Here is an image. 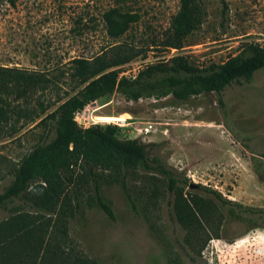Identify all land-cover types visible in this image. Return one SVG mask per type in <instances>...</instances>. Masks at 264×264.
I'll return each mask as SVG.
<instances>
[{"label": "rangeland", "instance_id": "rangeland-1", "mask_svg": "<svg viewBox=\"0 0 264 264\" xmlns=\"http://www.w3.org/2000/svg\"><path fill=\"white\" fill-rule=\"evenodd\" d=\"M225 1L224 19L222 0H206L208 16L202 28L187 36L183 49L160 51L152 45L170 27L180 0H0V66L47 72L57 82L52 96L56 92L67 96L75 92L68 82L71 60L119 43L151 47L145 58L123 66L128 76L178 53L207 65L237 55L245 42L264 45V0ZM112 10L130 18L118 38L110 34L105 17ZM123 115L131 116L127 121L133 123L118 125L120 138H134L139 128L153 124L141 140L151 144L152 154L168 167L190 179L188 184L204 185L259 211L235 219L201 186H186L187 195L215 205L213 214L223 219L218 237L209 232L212 238L202 259L208 264H264V68L251 81L227 86L221 96L206 92L186 101L171 95L134 101L115 92L88 105L77 120L82 126H107L116 125L115 118ZM37 122L12 136L0 133V192L10 183L21 157L38 142L43 129L28 130ZM98 181L115 218L96 205L93 178L86 173L78 176L68 189L80 199L69 220L76 248L101 264H166L162 252L171 249V241H177L175 247L180 249L185 234L175 218V197L167 181L139 168L127 176L105 173ZM123 181L135 208L123 191ZM8 214L1 210L0 220Z\"/></svg>", "mask_w": 264, "mask_h": 264}, {"label": "trees", "instance_id": "trees-1", "mask_svg": "<svg viewBox=\"0 0 264 264\" xmlns=\"http://www.w3.org/2000/svg\"><path fill=\"white\" fill-rule=\"evenodd\" d=\"M222 2L224 19L228 3ZM207 16L206 0H180L170 27L152 47L159 46L160 51L183 49L187 36L200 30ZM105 17L114 38L127 30L130 18L126 15L112 10ZM150 48L119 43L94 56L72 59L68 82L75 92L67 96L59 92L52 96L57 82L47 72L0 66V133L12 136L37 120L28 130L43 129L38 142L21 157L10 183L0 192V211L9 212L0 220V264H101L83 255L70 239L69 220L75 207H80V199L77 193L71 196L68 189L78 176L90 175L95 182L96 205L114 219V210L104 199L98 180L105 173L127 176L138 168L167 181L175 197V218L185 232L178 243L182 251L175 247L177 241H171V249L162 252L165 263L208 264L202 259V250L212 238L209 232L218 237L223 222L213 214L215 205L191 193L187 195L190 179L152 154L151 144L138 137L120 138L118 125L82 126L77 115L115 92L134 101L169 95L186 101L206 92L221 96L227 86L242 79L251 81L264 68V45L245 42L237 55L222 63L198 65L189 55L178 53L146 64L134 76L123 73L125 64L145 58ZM219 101L222 103L221 97ZM199 186L212 194L219 207L228 208L235 219L243 220L247 212H259L217 190ZM122 188L135 208L125 181Z\"/></svg>", "mask_w": 264, "mask_h": 264}, {"label": "built area", "instance_id": "built-area-1", "mask_svg": "<svg viewBox=\"0 0 264 264\" xmlns=\"http://www.w3.org/2000/svg\"><path fill=\"white\" fill-rule=\"evenodd\" d=\"M142 99L143 98H141L140 100H142ZM130 118H131V116L128 117L127 115H123L121 117H116L115 118V120H117L116 125L121 126V125H128L130 123L132 124L133 122L127 121L128 119L130 120ZM152 128H153V124H151V123L149 125H147V126H144L143 128L142 127L139 128L138 129V132H139L138 136H140V139L141 138L142 139L145 138L146 135H148L151 132Z\"/></svg>", "mask_w": 264, "mask_h": 264}, {"label": "water", "instance_id": "water-1", "mask_svg": "<svg viewBox=\"0 0 264 264\" xmlns=\"http://www.w3.org/2000/svg\"><path fill=\"white\" fill-rule=\"evenodd\" d=\"M199 185L198 184H196V183H190L189 184V187L190 188H197Z\"/></svg>", "mask_w": 264, "mask_h": 264}, {"label": "crops", "instance_id": "crops-1", "mask_svg": "<svg viewBox=\"0 0 264 264\" xmlns=\"http://www.w3.org/2000/svg\"><path fill=\"white\" fill-rule=\"evenodd\" d=\"M95 102H96V101H95ZM93 103H94V102H93ZM133 137H139V138H140V136H138V135H137V136H133Z\"/></svg>", "mask_w": 264, "mask_h": 264}]
</instances>
